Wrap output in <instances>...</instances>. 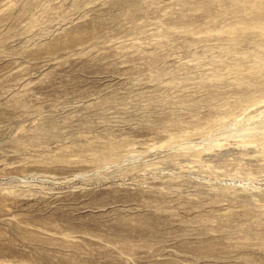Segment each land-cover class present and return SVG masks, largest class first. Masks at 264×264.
Wrapping results in <instances>:
<instances>
[{
	"label": "rangeland",
	"instance_id": "374dc122",
	"mask_svg": "<svg viewBox=\"0 0 264 264\" xmlns=\"http://www.w3.org/2000/svg\"><path fill=\"white\" fill-rule=\"evenodd\" d=\"M132 1L0 0V264H264V0Z\"/></svg>",
	"mask_w": 264,
	"mask_h": 264
},
{
	"label": "bare ground",
	"instance_id": "6f19581e",
	"mask_svg": "<svg viewBox=\"0 0 264 264\" xmlns=\"http://www.w3.org/2000/svg\"><path fill=\"white\" fill-rule=\"evenodd\" d=\"M182 1H184V0H182ZM136 2H137L136 0L132 1L133 6H135V7H136ZM237 4L239 5V4H241V2L239 3L237 1ZM257 10H258V7H255V11H257ZM242 19H240L237 23H234L229 27V31L232 34H236V36L238 35L240 37L241 35H243L244 33L248 32L250 30H257V31H259V34H260L259 36L260 37L262 36V38H263V36H264V16L262 17V16L258 15L252 21H243ZM232 41H233L232 46H236L240 43V41L238 39H235ZM256 49H257V47H256ZM254 56H255L254 57L255 67L253 69V73L257 74L262 69H264V57L260 58L259 51H255Z\"/></svg>",
	"mask_w": 264,
	"mask_h": 264
}]
</instances>
